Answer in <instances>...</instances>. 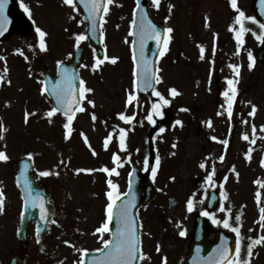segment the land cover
Returning a JSON list of instances; mask_svg holds the SVG:
<instances>
[{"label":"rangeland","instance_id":"obj_1","mask_svg":"<svg viewBox=\"0 0 264 264\" xmlns=\"http://www.w3.org/2000/svg\"><path fill=\"white\" fill-rule=\"evenodd\" d=\"M229 1L174 0L171 13L164 17L165 0H160L158 8L150 0L154 19L166 29H173L168 33L167 51L158 61L156 92L169 101L175 125L168 131L160 128L156 134L159 163L152 177L161 193L150 206L140 209L139 219L148 253L155 247L162 253L156 250L143 264L178 263L171 248H184L186 243L175 237L182 231L191 234L195 218L206 211L204 205L213 189L220 195V204L206 216L209 240H214L218 231L233 233L239 239L241 264H264V242L252 246L251 257L247 253L253 240L264 237V68L255 59L264 43L251 36L238 48L233 40L240 31V24L235 22L238 12L228 9ZM237 3L246 17L252 16V0ZM26 5L34 24L33 35L26 38V43L13 39L6 44L4 56L18 49L28 50L31 45L37 49L36 39L40 37L36 29L40 28L46 33L47 49L38 52L36 58L42 64L41 70L47 67L53 71L58 63L72 58L77 47H83L81 77L84 87L91 91L85 93L84 107L69 125L71 131L65 127L68 122L55 115H40V122L23 116V94L12 91L13 98L6 99L10 108L4 112L6 128L0 152L14 161V166L25 156L33 157L38 176L41 171L51 174L45 179L56 205L45 241L48 251L38 256L37 237L30 229L27 264H81L84 251L101 249L103 241L109 240L108 231L97 232L108 222L107 193L126 192L131 163L142 170L146 167L147 112L151 105L148 99L136 96L133 86L130 46L135 3L113 0L107 4L101 22L107 59L101 63H97L95 50L86 38L77 41L80 35L86 37L87 23L76 4L73 7L64 0H26ZM210 51L213 54L209 59ZM249 52L256 62L251 67ZM232 65L239 66L238 75ZM8 67V82L17 88L22 84V71L29 65L19 53ZM24 78L27 88L33 89L35 79L28 74ZM174 85L180 92L168 91ZM130 94L136 97L131 103ZM121 115L130 119L123 120ZM121 136L122 154L117 148ZM114 167L115 176L104 171ZM54 170H60V175L56 176ZM12 177L10 165L0 160V264H6L7 255L19 244L15 229L21 217L20 200ZM109 180L118 186L115 190L110 188ZM169 197L179 201L174 211L168 207ZM228 216L230 226L225 228L223 221ZM213 218L220 223H213ZM108 224L110 227L111 222ZM233 228L239 230V235Z\"/></svg>","mask_w":264,"mask_h":264},{"label":"water","instance_id":"obj_2","mask_svg":"<svg viewBox=\"0 0 264 264\" xmlns=\"http://www.w3.org/2000/svg\"><path fill=\"white\" fill-rule=\"evenodd\" d=\"M77 4L81 7L84 12V16L87 18L89 22V31H88V39L93 43L96 48L97 56L100 60L104 59V53L102 51V46L100 43L99 36V25L102 18V14L104 12L103 7H101L99 14L96 16L95 23H93L92 18L89 16L88 9L85 7V3H90L91 0H85L84 3L81 0H76ZM106 0H104L105 4ZM138 0H136V4ZM172 0H167L165 14H168L171 9ZM139 7L136 6L134 11V39L132 44V53L133 60L135 64V88L136 92L141 98L149 97L151 100L154 99V92L157 81V60L159 57V52L162 51L163 48V40H165V31L156 24L149 13L148 8V0H139ZM253 11L256 15V18L264 23V4L261 3V0H254ZM4 16L6 19L1 20L0 27L3 29V34H0V42L7 40L11 35L15 33H29L32 30V25L28 22L21 13L17 11L15 4H13L9 9L4 10ZM151 21L153 25L156 26L157 30L161 33V43L157 44L155 39H148L144 44V59L148 62V70L151 73H154L155 76L152 80V87L145 88L143 81V72H144V64L140 57V31L141 26L143 25L147 28L148 22ZM82 49H77L75 60L72 64L65 66V69L68 71V75L73 77V89L75 92V97L72 104L71 115H73L80 106L77 107L75 104L76 100L80 101V81L78 78V67L82 62ZM135 56V59H134ZM258 61L260 64H264V49L258 53ZM61 69V67H60ZM47 91L51 95V98L54 101L55 107L58 108V111L62 112L64 115V109L60 108L57 104L56 96L53 94V89L61 87V79L57 80V86L53 84L52 80H46ZM161 123L165 127V129H170L174 121L169 112L166 113L165 117L161 120ZM159 123H156L152 128H150L149 133L147 134L148 140V148H149V161L148 168L146 173H142L140 169L136 165H132V171L129 176V189L131 188V193L129 195H124L115 205L113 209V227L110 229L111 232V240L114 239L117 228L120 226L119 224V208L122 203L132 201L133 207L131 208V215L134 220L135 230L139 237L138 243V251L136 253V260L133 264H139L141 258L140 251V228H139V220L137 218V213L142 206V204H150L155 197L158 195V189L153 185L150 181V173L152 167L156 160L155 147H154V137L156 134V130L158 128ZM28 162L22 161L19 164V173H18V184L21 186L24 196V211L25 217L22 224V231L20 232V238L26 240V233L28 225L31 223H37V229L39 234L41 235V240H43L44 235L47 231V227L51 219L53 218V209L50 198L42 196L39 194V191H35L30 187V184L37 189L40 187L34 181L32 177L31 167L27 165ZM32 179V182L30 180ZM144 191L145 194L141 195V191ZM30 193V194H29ZM129 193V190L128 192ZM169 204L172 209H175L177 206V201L173 198L169 199ZM218 205V196L215 192L211 193L210 201L207 205L209 210L215 209ZM41 206L44 209V219H41ZM208 234L207 222L204 217L197 218L196 220V228L194 232V236H196L195 241L193 242L192 249L197 251L195 256L191 259V264H216L218 259V249L226 246L229 249V258L233 259L235 254V239L231 235H226L223 233H218L217 238L214 243H209L206 240ZM108 252V249H104L103 252H98L94 254H85V264H93L94 260H100L103 256H105ZM12 264H24L22 261L13 260ZM221 264H224L221 261Z\"/></svg>","mask_w":264,"mask_h":264},{"label":"snow or ice","instance_id":"obj_3","mask_svg":"<svg viewBox=\"0 0 264 264\" xmlns=\"http://www.w3.org/2000/svg\"><path fill=\"white\" fill-rule=\"evenodd\" d=\"M7 2L8 0H0V20L6 19V17L4 16V10H5V5L7 4ZM64 2L68 5L75 7L74 0H64ZM81 2L84 3L85 0H81ZM112 2L113 0H107V4H111ZM152 2L157 8L159 7L160 0H152ZM230 3L232 7L238 12L236 21L237 23L240 24V31L236 33V38L238 41V48H239V46L243 43L242 36L244 32L246 31V29L244 28V20L248 19V20H251L253 23H259V22L256 21L255 17H246L245 13L239 9L237 0H230ZM261 3L264 4V0H261ZM20 6L24 9L26 13L29 14V16L31 15L30 9L27 7V5L21 2ZM139 6L140 5H139V0H138L137 7ZM85 7L88 9L89 16L92 18L93 23H95L96 16L99 14L101 7H103L105 13L108 11V8L104 4V0H91L90 3H85ZM259 27L260 29H264V23H259ZM172 31L173 29L171 28L166 29V32L168 33H171ZM36 32L39 34V37H40L41 49L46 50L45 43H44V37L46 33L42 31L40 28H37ZM0 34H3L2 27H0ZM85 38H86L85 36L80 35L77 37V41L79 42L80 40H83ZM256 38L261 43H264V33L257 35ZM148 39H155L157 41L158 46L161 43V33L157 30L156 26L151 23V21L148 22L147 28H145L142 25L141 31H140V45H141L140 57L144 64L143 81H144L145 88L152 87V80L155 76L154 73H151L148 70V62L147 60L144 59V44ZM162 42L164 45V50L159 52V55L161 56L164 54L165 51H167V44H168L167 40H163ZM203 52H204V49L201 48L202 58H203ZM105 59H107V57H105ZM134 59H135V56H134ZM248 59L250 61L249 67H251L252 64L254 63V57L252 56L251 52L248 53ZM101 62L102 61H99V60L97 61V63H101ZM60 67H61V85L62 86L58 88H54L53 94L56 96L57 104L60 106V108L64 109V113L68 117V124H66L65 127L69 128V125L71 124V121H72V115L70 113L73 110L72 104H73V100L76 94L73 89V77L68 75L67 69L63 68L62 64L60 65ZM231 67L235 69L236 74L238 75L239 66L232 65ZM228 83L232 84V81L229 80ZM80 84H81L80 96L83 97L84 93L91 91V89H87L83 87L84 81H80ZM232 91L234 93L235 89L233 88ZM171 92L175 94L176 89L174 88L171 89ZM154 94L160 97L164 104L169 103V101L167 99H164L159 92H155ZM225 95H227V93H225ZM134 99H136V97L130 94L128 97V102L131 103L132 100ZM79 103H80L79 100L75 101V104L77 107L79 106ZM89 103L91 104L93 102L89 101ZM230 107L231 105H229V108ZM158 109H159V106L154 105L152 110L155 114L160 115L161 113L159 112ZM56 111H58V108H53L48 113L49 116H51ZM254 112H255V106H253V113ZM229 115H231V111H229ZM120 118L123 120L130 119L129 117L125 115H121ZM93 119H95L94 115H93ZM147 119L149 121H152V116L149 115ZM177 123L179 124L181 122L177 121ZM69 131H71L70 128H69ZM161 131H163V129H161ZM108 139H111V137H109ZM245 139H247L246 136H245ZM224 143L226 144L227 141H224ZM105 145L107 146V140L105 142ZM121 147H123V136H121ZM7 159H8L7 155L4 152H0V160L6 161ZM115 159H118V157H115ZM157 163H159L158 158H157ZM201 167H204V165H201ZM104 171L109 172L107 168H105ZM111 171L114 172L115 169H112ZM49 174L50 173L47 171H41L39 173L40 176H48ZM152 174H153V177H155V174H156L155 169H153ZM210 179L211 177H209V180ZM108 184L110 188L113 190H115L118 187L117 185L112 184L111 180L108 181ZM130 193H131V188L129 189V193H126L124 195H129ZM2 195L3 194L0 193V210H2V204H3ZM107 196L110 201V203H108L107 205V220L108 222H110L113 217L114 206L116 205V201L121 198V194H119L118 192L109 191L107 193ZM132 207H133L132 201H128L120 205L119 216H118L120 226L117 228L114 239L104 240L103 241L104 248L97 250V251L103 252L104 249H108L107 254L103 256L100 260H94L93 264H133V262L136 260L137 258L136 253L138 251L139 237L136 233L134 220L131 215ZM192 207H193L192 201L189 200L188 210L191 211ZM261 211L262 213H264V209H262ZM203 215L210 216L211 214L205 211ZM44 218H45L44 209H43V206H41V219H44ZM237 219H239V217H237ZM261 219L264 220V216H262ZM108 222L104 223L100 228H98L97 232L103 233V232L109 231ZM212 222L216 224L220 223V221L216 220L215 218L212 219ZM223 225L225 228H228L230 226L227 219L223 221ZM232 230L236 232L237 235H239V230L237 228H233ZM180 235L181 236L185 235V232L182 231ZM262 242H264V237L252 241V244H250L247 249V253L249 257H251L252 255V246L254 244H258ZM217 251H218V259L216 261V264H221V261H223L224 264H241V260L239 259V255H240L239 240H237V245L235 249L237 259L232 260L229 258V249L226 246L218 249Z\"/></svg>","mask_w":264,"mask_h":264},{"label":"flooded vegetation","instance_id":"obj_4","mask_svg":"<svg viewBox=\"0 0 264 264\" xmlns=\"http://www.w3.org/2000/svg\"><path fill=\"white\" fill-rule=\"evenodd\" d=\"M21 0H17V4L18 6L21 8ZM22 36H26V35H16L14 37H22ZM8 43V42H7ZM6 43V44H7ZM4 46L1 45L0 49ZM3 53L2 50H0V103L3 99H7L10 95V93L12 91H14L13 89H11L8 85H7V78H8V73L7 71H5V68L2 66V63L4 62L3 56H1ZM31 60L29 61V67L27 69L24 70V75L28 74L29 78H34L35 79V87L32 88H27V83L25 81L24 75L22 78V84L20 85V87L18 88L19 91L23 94V100L22 102H25L24 106V115L30 119L32 122L33 121H38L39 120V116L42 114H46L48 112L51 111L50 107H43L42 104H46L48 103V106H50V102L49 100L46 98V96L44 94H42L41 92V87H42V73H41V63L36 61L37 55L34 51H32V54L30 55ZM9 61V59H8ZM30 122V124L32 123ZM39 183L41 184V186L49 192L50 187L47 184V180L42 178V177H38ZM192 238L191 235H186L185 236V241L186 244L184 245V248L180 247V248H175L172 247V252L173 255L175 257H178V263L172 262L170 264H185V260L186 257L189 253V248L190 245L188 243V241H190ZM19 244L16 246L15 250L9 252V254L7 255V259H6V264H9V262L11 261V259L13 257H18V258H24V259H29V255H28V250L26 249V247L28 245L26 244H22L20 242H18ZM48 249H47V245L45 244V253L43 255H39V257H42L44 255H46ZM156 252V251H155Z\"/></svg>","mask_w":264,"mask_h":264}]
</instances>
